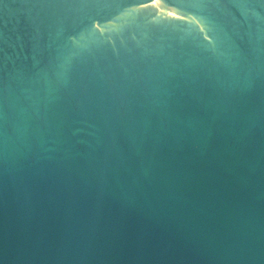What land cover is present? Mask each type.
I'll list each match as a JSON object with an SVG mask.
<instances>
[{
    "label": "water",
    "instance_id": "water-1",
    "mask_svg": "<svg viewBox=\"0 0 264 264\" xmlns=\"http://www.w3.org/2000/svg\"><path fill=\"white\" fill-rule=\"evenodd\" d=\"M0 264H264V0H0Z\"/></svg>",
    "mask_w": 264,
    "mask_h": 264
}]
</instances>
